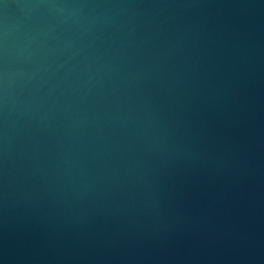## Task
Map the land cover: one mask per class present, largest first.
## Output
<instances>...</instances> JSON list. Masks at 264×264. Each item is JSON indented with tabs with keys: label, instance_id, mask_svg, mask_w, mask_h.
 I'll return each mask as SVG.
<instances>
[{
	"label": "water",
	"instance_id": "obj_1",
	"mask_svg": "<svg viewBox=\"0 0 264 264\" xmlns=\"http://www.w3.org/2000/svg\"><path fill=\"white\" fill-rule=\"evenodd\" d=\"M0 264H264V0H0Z\"/></svg>",
	"mask_w": 264,
	"mask_h": 264
}]
</instances>
